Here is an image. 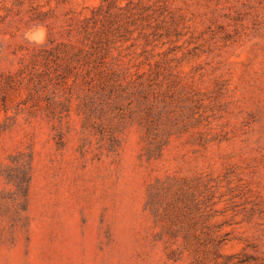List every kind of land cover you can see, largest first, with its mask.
Instances as JSON below:
<instances>
[{"label": "rangeland", "instance_id": "1", "mask_svg": "<svg viewBox=\"0 0 264 264\" xmlns=\"http://www.w3.org/2000/svg\"><path fill=\"white\" fill-rule=\"evenodd\" d=\"M0 264H264V0H0Z\"/></svg>", "mask_w": 264, "mask_h": 264}, {"label": "clouds", "instance_id": "2", "mask_svg": "<svg viewBox=\"0 0 264 264\" xmlns=\"http://www.w3.org/2000/svg\"><path fill=\"white\" fill-rule=\"evenodd\" d=\"M41 33H43V30L41 29ZM29 38H31V35H29Z\"/></svg>", "mask_w": 264, "mask_h": 264}]
</instances>
